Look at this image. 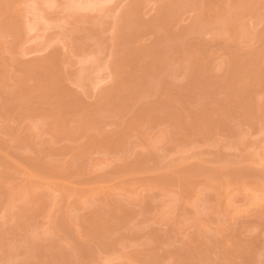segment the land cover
<instances>
[{
  "label": "rangeland",
  "instance_id": "374dc122",
  "mask_svg": "<svg viewBox=\"0 0 264 264\" xmlns=\"http://www.w3.org/2000/svg\"><path fill=\"white\" fill-rule=\"evenodd\" d=\"M0 264H264V0H0Z\"/></svg>",
  "mask_w": 264,
  "mask_h": 264
}]
</instances>
